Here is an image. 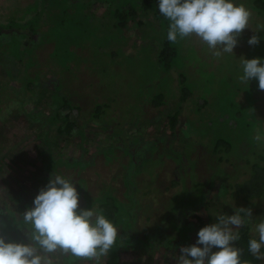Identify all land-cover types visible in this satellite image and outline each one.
<instances>
[{"label": "rangeland", "instance_id": "obj_1", "mask_svg": "<svg viewBox=\"0 0 264 264\" xmlns=\"http://www.w3.org/2000/svg\"><path fill=\"white\" fill-rule=\"evenodd\" d=\"M121 1L0 0V264H222L243 224L264 264L263 181L242 183L264 164V14L160 0L170 58L160 16L133 2L120 30Z\"/></svg>", "mask_w": 264, "mask_h": 264}, {"label": "trees", "instance_id": "obj_2", "mask_svg": "<svg viewBox=\"0 0 264 264\" xmlns=\"http://www.w3.org/2000/svg\"><path fill=\"white\" fill-rule=\"evenodd\" d=\"M179 1L181 3H183L182 0H179ZM113 2L114 3H112V5L117 6L116 0H113ZM133 2L136 4H138V2H139L140 3L139 6H141L140 8H146L149 10L152 9L155 12V14H157V16L159 15L161 17V20H160V17H158V19H159V24L162 28L163 36L160 39V44H157L159 46L158 53H159L160 57H164V56L170 57L171 55H173V53H175V48H176V46L174 45V41H173L174 35H173L171 30L165 29V27L163 26V24H165V22H166V17H167L169 12L166 10L165 4L162 3V1H160V0H126L124 3H128V6L126 8H123V15L119 14L118 12L114 13L112 11L114 18L118 22L116 24L121 25L120 30H123L127 26L128 22L131 19L134 20L135 17L137 16V10L138 9L132 8ZM27 3H30V2H27ZM4 4L7 5V3H4ZM121 4H122V1H121ZM252 6L258 10L259 14H264V0H255ZM30 12H32V11H30ZM190 14L191 13L187 12L185 14V17H188ZM137 22L139 23V21H137ZM35 28H33L32 30H35ZM170 58H172V57H170ZM28 65H34V64L30 60ZM30 71L35 72V69H32ZM52 72L54 74V71H52ZM9 79L14 80V84H17L22 79V77H21V75H16L14 77H9ZM40 83L42 84V81L41 80L39 81L37 79L36 75L30 76V79L28 81L29 95L34 96L36 94L35 90H36L37 86H41V85H39ZM0 84H2V82H0ZM13 86H16V85H13ZM16 87H20V85L16 86ZM0 92L4 93L3 90H0ZM159 95L160 94H158V96H157L156 102L151 100L150 103H152L153 106L154 105L156 106V105L163 103L162 100L161 101L158 100ZM6 100H7V98H5L4 96L1 97V99H0V104H1L0 112L3 109V103H5ZM203 103H205V102L203 101ZM66 104L67 103H65L61 106H59V104H57V106H56L55 102H53L51 104L53 106V110H54V112H52V114H54V115L60 114L61 115L60 117L64 119V123H65V124L63 123V124L57 125L56 134H61V133L71 134L73 128L76 126V124H75L76 118H73L69 114V112L64 111V110H69L68 107H72L71 105H66ZM179 111H180V109L178 111H175L173 114H170V113L168 114L173 133H174L175 125L179 119L178 118ZM81 127L83 129V126H81ZM182 128H184V126ZM78 132L81 133V131H79V130H78ZM82 133L84 134V129H83ZM56 134H54V135H56ZM166 137H168V136L166 135ZM162 138H165V137L162 136L161 139ZM220 141H222V140H220ZM192 155L196 156L197 154L195 153ZM256 171L257 172L255 175L248 177L246 179L247 181L242 182V183H244L248 186L252 182L256 186L260 183V180H262L263 185H264V164L262 165V167L257 168ZM64 193H66V192H64ZM260 194L264 195V188H263V192L254 193V196L257 197V195L260 196ZM66 198L68 200L71 199L69 197H66ZM245 198L248 199V197H245ZM190 204H192V203H190ZM63 211L64 210H62V211L59 210L58 212L55 211V214L60 216L59 213H63ZM79 214H81V212ZM100 214L102 216V213H100ZM102 218H105V217L104 216L100 217L102 224H104V221H102ZM40 221L46 222V219H41ZM117 221H118L117 219H115L113 221V224H114L112 226L113 229L116 226V224L118 223ZM43 224L45 225L46 223H43ZM51 225H52V223H49L46 226H48L50 228ZM62 225H64V224L62 223L59 227H62ZM56 226H54L52 228H57ZM255 244H256L255 238L250 234V231H249L247 225L243 224L238 229L236 235H234V237L232 239L228 238L227 236L221 237V240L219 243V246L221 247V251L219 252V260L221 261L222 264H257V262L259 261L260 258L257 255V253H255V251H254ZM112 251H113V254H115L114 250H112Z\"/></svg>", "mask_w": 264, "mask_h": 264}]
</instances>
